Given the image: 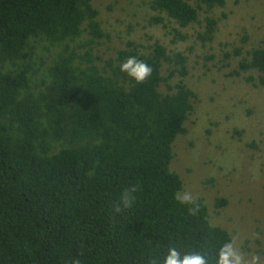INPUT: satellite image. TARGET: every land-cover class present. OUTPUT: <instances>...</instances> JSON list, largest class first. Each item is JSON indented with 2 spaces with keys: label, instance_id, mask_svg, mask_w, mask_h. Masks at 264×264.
I'll return each mask as SVG.
<instances>
[{
  "label": "trees",
  "instance_id": "1",
  "mask_svg": "<svg viewBox=\"0 0 264 264\" xmlns=\"http://www.w3.org/2000/svg\"><path fill=\"white\" fill-rule=\"evenodd\" d=\"M225 2L151 0L164 15L151 20L187 26ZM98 15L92 0H0V264H145L149 241L215 257L230 232L210 223L203 199L196 215L178 204L183 180L170 168L197 98L182 78L169 82L186 75V56L131 40L100 54L110 34ZM204 21L198 38L211 40L218 19ZM128 56L149 63L151 77L121 73ZM241 70L264 86V45ZM134 185L135 204L114 215Z\"/></svg>",
  "mask_w": 264,
  "mask_h": 264
},
{
  "label": "rangeland",
  "instance_id": "2",
  "mask_svg": "<svg viewBox=\"0 0 264 264\" xmlns=\"http://www.w3.org/2000/svg\"><path fill=\"white\" fill-rule=\"evenodd\" d=\"M150 2L92 0L110 34L97 50L109 56L131 40L141 52L158 41L184 53L186 75L169 82L182 78L197 98L186 133L173 141L170 168L183 180L181 192L204 200L210 223L230 232L243 264H264V86L244 79L249 70L235 74L247 52L264 45V0H226L222 7L200 10L199 21L187 26L166 17L151 20L164 15ZM206 15L218 19L211 40L198 38ZM167 71L164 65L162 73ZM219 196L227 202L218 208Z\"/></svg>",
  "mask_w": 264,
  "mask_h": 264
},
{
  "label": "clouds",
  "instance_id": "3",
  "mask_svg": "<svg viewBox=\"0 0 264 264\" xmlns=\"http://www.w3.org/2000/svg\"><path fill=\"white\" fill-rule=\"evenodd\" d=\"M119 71L137 84L143 83L153 73L152 66L136 56H128L119 65ZM137 187L126 188L117 203L112 206L113 214H122L133 207L136 201ZM175 200L187 209L188 214L196 215L201 208L200 198L191 191L177 192ZM75 264H80L76 261ZM145 264H243L242 257L236 251L233 242L222 243L215 257H209L206 250H193L191 247L181 248L173 243L163 247L159 243L149 241L148 255Z\"/></svg>",
  "mask_w": 264,
  "mask_h": 264
}]
</instances>
